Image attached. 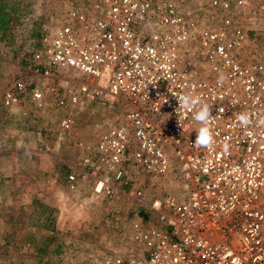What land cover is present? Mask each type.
Segmentation results:
<instances>
[{
	"label": "built area",
	"instance_id": "2783aa9c",
	"mask_svg": "<svg viewBox=\"0 0 264 264\" xmlns=\"http://www.w3.org/2000/svg\"><path fill=\"white\" fill-rule=\"evenodd\" d=\"M191 1L72 0L27 57L38 78L21 76L2 94L8 106L26 92L37 107L48 95L59 106L125 104L120 123L78 144L83 161L96 162L94 189L129 195L155 225L134 220L133 248L101 264H264V31L236 24L231 8L244 0H206L225 12ZM185 93L211 105V147L194 143L199 105L180 109ZM240 113L249 114L246 126ZM73 122L61 118L60 132ZM138 170L149 183L175 174L182 199L166 191L145 200L146 185L127 187Z\"/></svg>",
	"mask_w": 264,
	"mask_h": 264
},
{
	"label": "rangeland",
	"instance_id": "374dc122",
	"mask_svg": "<svg viewBox=\"0 0 264 264\" xmlns=\"http://www.w3.org/2000/svg\"><path fill=\"white\" fill-rule=\"evenodd\" d=\"M17 1L25 4L23 24L16 30L13 43L0 46V264H38L28 252L25 254L21 243L18 247L19 242L16 246L10 242L18 241L25 232L39 237L44 223L52 218L58 231L55 241H62L63 251L39 264H101L106 253L133 248L130 236L134 220L145 227L155 225L145 208L129 195L118 191L106 195L94 189L95 176L90 172L96 162L83 161L87 152L78 144L80 139L94 142L108 126L120 123L125 104L93 98L59 106L48 95L45 104L37 107L26 92L19 104L4 105L2 94L11 81L21 76L38 78L27 59L38 46V40L28 35L30 24L42 18V28L47 31L61 19L60 9L72 0ZM188 4L204 12H225L206 0ZM231 10L236 12L238 26L264 31V0H244L239 6L233 4ZM60 76L68 78L71 73L61 71ZM22 107L29 110L30 121L41 126L39 139L32 132L27 137L21 134L19 126L27 114ZM63 117L73 118L74 125L61 133L59 121ZM96 171L100 173L101 168ZM72 172L76 181L71 186L68 175ZM149 181L138 170L127 187L146 185L145 200L166 191L182 199L180 179L175 174L163 183ZM139 210L146 213V218Z\"/></svg>",
	"mask_w": 264,
	"mask_h": 264
},
{
	"label": "trees",
	"instance_id": "16d2710c",
	"mask_svg": "<svg viewBox=\"0 0 264 264\" xmlns=\"http://www.w3.org/2000/svg\"><path fill=\"white\" fill-rule=\"evenodd\" d=\"M25 4H19L17 0H0V46L5 44H10L15 41L14 35L16 30L20 28L23 24V15L25 14ZM42 18H37L34 20L30 27L28 28V35L36 38L38 40L37 48L40 47V40L46 28H42ZM36 48V49H37ZM140 215L143 218H146V213L139 210ZM48 214V218H49ZM45 224L44 231L38 235H32L31 232H25L24 236L19 238V240H14L10 242L12 245L18 247L24 246V251L27 252L35 259L36 262L41 263L45 260H49L50 255H56L63 251L62 249V241L57 240V229L54 225L53 218L51 222ZM46 229V231H45ZM7 240H4V243ZM2 243V244H4ZM9 243V242H7Z\"/></svg>",
	"mask_w": 264,
	"mask_h": 264
},
{
	"label": "clouds",
	"instance_id": "9594fccd",
	"mask_svg": "<svg viewBox=\"0 0 264 264\" xmlns=\"http://www.w3.org/2000/svg\"><path fill=\"white\" fill-rule=\"evenodd\" d=\"M178 100L179 108L184 109L185 111L191 110L199 105L198 110L193 113V119L201 125V127L198 129L194 143L199 146L211 147L214 143V136L211 126L215 123L214 117L211 114V105L202 103L200 96H193L191 93L179 95ZM219 111L222 112L223 109H219ZM237 119L245 126L250 123V117L248 113L238 114Z\"/></svg>",
	"mask_w": 264,
	"mask_h": 264
},
{
	"label": "crops",
	"instance_id": "0c3cea01",
	"mask_svg": "<svg viewBox=\"0 0 264 264\" xmlns=\"http://www.w3.org/2000/svg\"><path fill=\"white\" fill-rule=\"evenodd\" d=\"M27 104L28 106L27 107H32L29 103H25ZM20 109H25L27 114L23 115V117L25 118L24 122L19 126L21 129V134L25 135V137H27L26 135H29L30 132L34 133L33 135L39 139V136H40V132H42L41 130V126L40 125H35L32 123V121H30V113L28 109L22 107ZM32 135V134H31ZM30 137L28 138H25L23 140H20V143L24 142V140H28ZM29 145H32L30 142H29Z\"/></svg>",
	"mask_w": 264,
	"mask_h": 264
}]
</instances>
